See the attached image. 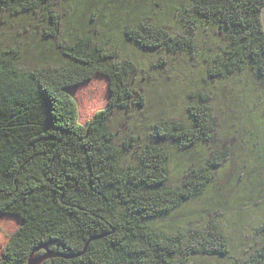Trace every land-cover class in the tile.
I'll return each instance as SVG.
<instances>
[{
	"label": "trees",
	"instance_id": "1",
	"mask_svg": "<svg viewBox=\"0 0 264 264\" xmlns=\"http://www.w3.org/2000/svg\"><path fill=\"white\" fill-rule=\"evenodd\" d=\"M50 3L0 0V10L41 14L45 36L54 39L60 24ZM263 4L264 0H188L181 9L183 23H213L227 41L210 77L224 79L249 71L264 82ZM124 36L147 51L194 50L189 36L173 35L148 21L126 27ZM58 48L68 63L27 69L19 64L20 46L5 47L0 39V216L19 222L0 251V264H27L30 253L41 254L43 246L78 254L43 264H171L175 257H227L229 241L215 220L173 234L152 224L200 196L228 156L223 147L188 163L181 184L169 185L171 159L165 143L192 152L214 138L209 94L197 91L189 96L187 121H156L137 162L122 166V149L115 145L107 123L114 111L144 105V96L127 86L133 62L117 61L115 51L93 44L88 36ZM94 75L108 81L107 105L81 125L71 90ZM135 140L131 136L122 148ZM237 264H264V253L258 249Z\"/></svg>",
	"mask_w": 264,
	"mask_h": 264
},
{
	"label": "rangeland",
	"instance_id": "2",
	"mask_svg": "<svg viewBox=\"0 0 264 264\" xmlns=\"http://www.w3.org/2000/svg\"><path fill=\"white\" fill-rule=\"evenodd\" d=\"M50 1L60 24L54 39L45 36L41 14L12 15L0 10L1 42L5 47L20 46L19 64L27 69L65 65L68 59L58 44H72L81 36L115 51L117 61L133 62L127 86L144 96V105L114 111L107 123L115 145L122 149V166L137 162L140 148L152 139L156 121H187L189 96L203 91L211 97L213 140L192 152L165 143L171 159L169 185L181 184L188 163L223 147L228 148V156L200 196L152 224L157 230L173 234L187 233L215 220L229 241L230 251L227 257H175L171 264H237L248 260L258 249L264 253V82L256 80L249 71L224 79L210 77L214 60L219 59L227 43L217 26L199 22L191 27L183 23L179 14L188 0ZM143 21L173 35L189 36L193 52L147 51L127 40L125 28ZM108 94V81L101 75H94L71 90L81 125L106 107ZM131 136L135 142L122 148ZM18 227L19 222L13 217L0 216V251Z\"/></svg>",
	"mask_w": 264,
	"mask_h": 264
},
{
	"label": "water",
	"instance_id": "3",
	"mask_svg": "<svg viewBox=\"0 0 264 264\" xmlns=\"http://www.w3.org/2000/svg\"><path fill=\"white\" fill-rule=\"evenodd\" d=\"M260 18H261V25H262V29L264 32V4L262 5V8L260 10ZM94 238L88 239L87 243L91 240H93ZM87 243L84 247V250L82 252L85 251V248L87 246ZM43 252L39 255H35L34 251H32L27 259V264H43L45 261L47 260H52L55 258H59V259H70L73 258L77 255H68V254H64L58 251H52V250H48L47 248H45L43 246Z\"/></svg>",
	"mask_w": 264,
	"mask_h": 264
}]
</instances>
